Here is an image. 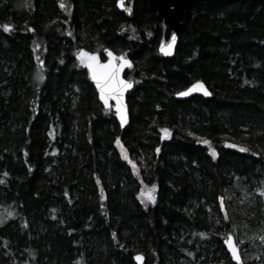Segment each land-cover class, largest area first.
Masks as SVG:
<instances>
[{
  "label": "trees",
  "instance_id": "16d2710c",
  "mask_svg": "<svg viewBox=\"0 0 264 264\" xmlns=\"http://www.w3.org/2000/svg\"><path fill=\"white\" fill-rule=\"evenodd\" d=\"M3 24L0 264H232L224 241L232 233L242 254L241 229L255 252L244 264H264V1L197 4L172 58L158 52L169 29L145 0L130 18L116 0H0ZM78 49L129 53L125 129ZM196 81L210 99L175 98Z\"/></svg>",
  "mask_w": 264,
  "mask_h": 264
},
{
  "label": "snow or ice",
  "instance_id": "6c2138e0",
  "mask_svg": "<svg viewBox=\"0 0 264 264\" xmlns=\"http://www.w3.org/2000/svg\"><path fill=\"white\" fill-rule=\"evenodd\" d=\"M25 6L27 7L29 0H23ZM119 6L124 8L125 2L124 0H118ZM60 7L62 9L68 10L66 8V4L64 2L60 3ZM127 11L131 12V8H127ZM0 27H3L4 31H9L13 28V25L11 24H3L0 25ZM34 31V29H30ZM71 35V33H69ZM176 40V34L173 33L171 36V43L167 44V47H164L163 45L160 48L161 52L169 53L173 47V44ZM39 48V45L36 46ZM108 59L106 62H101L99 56L95 52H88L83 49L79 50L78 53V59L80 63L86 67L91 75L92 80L96 82L97 87L100 91V99L103 101L105 107L107 109H115V114L117 117H119L120 124L123 126L127 121V111L126 106L123 103V96L126 90L130 89L132 87L133 82L131 80H127L122 78L121 72L127 67H131V61H129L124 55L116 56L112 51H107ZM39 62L40 66H43L44 62L39 59V57L36 58ZM45 75L43 71H37L34 74V80L37 82L36 87L37 89L40 88V85L45 80ZM201 91L205 95H211L204 86V84L201 81H196L194 84H192L190 87L183 91H179L175 93V95L179 97L188 96L193 92ZM110 101H114L115 103H110ZM162 134L169 135L170 130L167 128L161 129ZM116 143L120 144V139L117 137ZM200 143H203L205 145L209 144L210 141L208 140H202ZM232 147H238L237 145H230ZM241 151H248L247 148H240ZM160 149L157 147L156 152H159ZM215 155V153H213ZM129 163H133L131 160H129ZM135 166V165H133ZM4 176H7L8 173L5 172L3 174ZM5 183L3 179H0V184ZM155 188L156 185H152L151 188H146L145 190H142L139 194L142 197V203H145V207H147L148 203H155ZM257 191L260 193V195L264 196V187L258 188ZM68 193H65V196H67ZM101 198H104L103 195V189L101 188ZM220 200V207L223 209V198L219 197ZM53 212H55V209H53ZM7 216H12V212H7ZM55 218V217H54ZM225 219H228L227 213L225 212ZM2 223V221H0ZM201 236H205L206 233H200ZM113 236H115V233H113ZM225 244L227 245L232 259L237 262V264H243L242 258L240 255V249L235 242V238L232 235V233H228L227 239L225 240ZM189 255H192V253H189ZM135 259L138 262H141L143 257L141 254H137L135 256ZM79 264V262H78Z\"/></svg>",
  "mask_w": 264,
  "mask_h": 264
},
{
  "label": "water",
  "instance_id": "95a60500",
  "mask_svg": "<svg viewBox=\"0 0 264 264\" xmlns=\"http://www.w3.org/2000/svg\"><path fill=\"white\" fill-rule=\"evenodd\" d=\"M135 0H124L125 2V7L122 8L119 6V3H118V0H116V7L117 9L120 11V12H123L128 18L131 16V12L127 11V8H129V5ZM145 1H148L152 7L154 8L156 14L162 18L164 24L166 26L169 27V36L167 39H165L163 42H161V44L159 45L158 47V52L159 54L163 57V58H171V57H174L175 56V53H176V49H177V46H178V40H179V34H180V31L182 30L183 28V20H190L193 16V12H194V9L196 7L197 4L201 3V2H204V1H209V0H145ZM250 1H264V0H250ZM175 33L176 34V40L173 44V47L171 49V51L169 53H165V52H161L160 51V48L161 46L163 45L164 47H167V44L168 43H171V36L172 34ZM79 50L81 49H78L75 54H74V59H75V62L76 64L82 68L83 70L86 71V74H87V78H88V81L89 83L91 84V86L94 88L95 92H96V95H97V99L99 101V103L101 104V106L106 109V110H112L114 112V117H115V120L117 121L119 127L123 130L125 129L129 123H130V115H129V106H128V102H127V96L128 94L133 90L134 88V82L132 84V87L128 90L125 91L124 93V96L122 98L123 100V103L125 104L126 106V111H127V121L126 123L121 126L120 124V120H119V117L116 116L115 114V109L112 108V109H107L103 103V101L100 99V91H99V88L97 87L96 85V82L94 80H92L91 78V75L88 71V69L86 67H84L79 59H78V53H79ZM85 50V49H83ZM87 51V50H85ZM107 51H111V50H106L105 51V61H102L101 59V56L96 53L101 62H106L107 59H108V56H107ZM89 52V51H88ZM113 52V51H112ZM114 53V52H113ZM115 54V53H114ZM116 56H120L118 54H115ZM129 61H131V67H127L125 66V68L122 70L121 72V76L122 78L126 79L125 78V73L126 71L130 70L133 68V62L130 58V55L129 53H125L123 54ZM195 83V82H194ZM193 83V84H194ZM204 84V86L206 87L207 91L210 93L209 89L207 88V86L205 85L204 82H202ZM192 85V84H191ZM190 85V86H191ZM188 86V87H190ZM187 87V88H188ZM186 88V89H187ZM185 90V89H184ZM183 91V90H182ZM202 97L204 99H210L212 95H205L203 92L201 91H196V92H193L191 93L190 95L188 96H184V97H179L177 95H175V98L178 99V100H188V99H191L193 97ZM110 103H115L114 101H110ZM227 239V238H226ZM236 242V240H235ZM224 248H225V251L228 255V257L230 258L232 264H237V262L235 260L232 259V256H231V253L227 247V245L225 244V241H224ZM240 255H241V252H240ZM136 256V255H135ZM135 256H134V261H135V264H141V262H138L136 259H135ZM143 257V260H142V264H145V257L142 255ZM242 258V256H241ZM243 262V260H242ZM244 264V263H243Z\"/></svg>",
  "mask_w": 264,
  "mask_h": 264
},
{
  "label": "rangeland",
  "instance_id": "374dc122",
  "mask_svg": "<svg viewBox=\"0 0 264 264\" xmlns=\"http://www.w3.org/2000/svg\"><path fill=\"white\" fill-rule=\"evenodd\" d=\"M240 231H241V233L243 235V236H241V238H242V240H243V242L245 244L244 245V250H242V254L244 256L243 260H244V262L249 263V262L254 261V259H255V256H254L255 255V252L253 250H250L249 251V243L252 240L248 237V235L246 234V232H243V229H241ZM241 244H243L242 241L238 245H241Z\"/></svg>",
  "mask_w": 264,
  "mask_h": 264
},
{
  "label": "bare ground",
  "instance_id": "6f19581e",
  "mask_svg": "<svg viewBox=\"0 0 264 264\" xmlns=\"http://www.w3.org/2000/svg\"><path fill=\"white\" fill-rule=\"evenodd\" d=\"M158 17H159V16H158ZM192 18H193V16H192ZM192 18H191V19H192ZM161 19H162V18H161ZM191 19H190V20H191ZM190 20H185V19H184V20L182 21V22H183V25H184V22H187V21H190ZM162 22H163V20H162ZM163 24H164V22H163ZM164 26H166V25L164 24ZM166 27L169 29L168 26H166ZM180 32H181V31H180ZM179 35H180V34H179ZM161 42H163V41H161ZM161 42L159 43V45L161 44ZM178 42H179V40H178ZM159 45H158V47H159ZM176 50H177V49H176ZM171 58H172V57H171ZM209 91H210V90H209ZM210 93H211V91H210ZM211 95H212V93H211ZM196 97H198V96H196ZM211 97H212V96H211ZM193 98H194V97H193ZM188 100H189V99H188Z\"/></svg>",
  "mask_w": 264,
  "mask_h": 264
}]
</instances>
